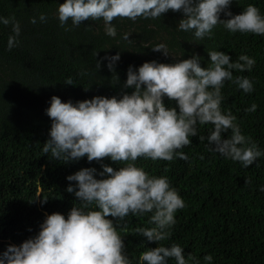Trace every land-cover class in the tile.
<instances>
[{
    "label": "trees",
    "instance_id": "1",
    "mask_svg": "<svg viewBox=\"0 0 264 264\" xmlns=\"http://www.w3.org/2000/svg\"><path fill=\"white\" fill-rule=\"evenodd\" d=\"M63 2L0 0V16H14L21 27L19 44L9 50L12 25L0 24V254L7 246H19L35 236L46 215L60 213L67 218L72 207L80 206L74 194L66 191L75 184L66 180L68 175L88 167L99 172L101 163L114 170L127 163L108 157L100 162L82 157L64 163L42 148L49 139L51 119L45 110L52 96L75 103L94 96L119 98L122 93L131 94L132 88L122 87L130 65L136 70L153 60L173 64L196 54L201 58L200 66L206 68L210 64L207 52L213 50L228 54L232 61L242 54L254 58L251 71L233 70V79L248 77L254 90L246 94L235 83L225 81L221 108L235 115L242 134L264 151V36L230 33L218 24L211 38L196 39L193 31L178 30L182 12L169 10L155 19L116 17L112 24L117 34L109 37L102 19L85 20L75 27L69 20L60 26L57 8ZM249 4L264 15V0H232L227 10L236 15ZM40 13L46 15L45 22H29ZM220 19L229 17L221 13ZM125 34L128 39H123ZM158 44L166 46L168 56L152 50ZM118 52L120 58L112 71L106 66L108 61L101 62L97 70V60ZM67 78L73 85L65 84ZM163 103L177 107L176 101L166 96ZM252 104L256 110L246 112ZM212 128L211 124H198L197 136L189 138L191 144L177 150L185 153L187 160L175 156L172 161L137 158V167L168 178L185 207L175 213L176 223L169 238L160 242H149L136 231L153 227L149 223L152 213L129 214L120 221L117 230L131 264H139L147 248L172 243L179 244L186 257L190 253L201 264L208 254L213 257L212 264H264V192L259 190L264 186V156L244 168L210 151L207 140L201 142L199 136L206 137ZM231 134L229 129L222 137ZM93 210L98 209L93 206ZM169 264L175 261L170 259Z\"/></svg>",
    "mask_w": 264,
    "mask_h": 264
},
{
    "label": "clouds",
    "instance_id": "2",
    "mask_svg": "<svg viewBox=\"0 0 264 264\" xmlns=\"http://www.w3.org/2000/svg\"><path fill=\"white\" fill-rule=\"evenodd\" d=\"M231 3L232 0H64L58 5L57 18L62 27L69 20L75 27L85 20L102 19L106 35L115 37L112 21L116 17L131 21L138 17L155 19L172 10L183 14L178 30L193 31L196 39L211 38L218 24L230 33L264 36V15L259 8L249 4L233 15L227 10ZM221 13L229 19L221 20ZM37 19L43 23L47 17L40 13L29 22L35 24ZM0 24L12 25L13 34L7 42L11 50L19 44L20 23L14 16H0ZM128 37L125 34L123 39ZM152 50L168 56L163 44ZM207 53L210 64L206 68L200 66L201 58L196 54L173 64L153 60L136 70L130 65L122 87L133 91L122 93L119 98L94 96L75 103L62 102L55 95L50 98L45 110L51 119L49 139L42 148L45 154L64 163L82 157L88 162L108 157L113 162L127 163L117 170L101 163L99 172L88 167L68 175L66 180L75 184L66 191L74 194L80 206L72 207L67 218L60 213L46 215L35 236L19 246H7L0 254V264H131L117 230L129 214L152 213L149 223L153 227L138 228L137 233L149 242L168 239L176 223L175 213L185 207L184 200L166 176L150 175L135 162L140 157L172 161L175 156L187 160V155L177 150L191 144L189 138L197 136L198 124L213 126L206 137L199 136L201 142L207 140L210 151L239 162L244 168L264 156V151L242 134L236 116L221 108L225 81L235 83L246 94L254 90L248 77L233 79V70L251 71L255 59L242 54L232 61L221 51ZM119 58V52L101 57L96 68L108 61L106 66L112 71ZM65 84L73 85L72 79L67 78ZM165 96L175 100L177 107H166ZM256 107L252 104L245 111L254 112ZM229 129L231 136L223 138L222 133ZM259 190L264 192V186ZM45 202L46 199L41 200V204ZM93 206L98 210H93ZM170 259L175 264H201L190 253L186 257L184 248L176 243L147 248L140 255L139 264H169ZM202 259L204 264H212L210 254Z\"/></svg>",
    "mask_w": 264,
    "mask_h": 264
}]
</instances>
